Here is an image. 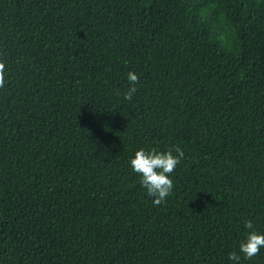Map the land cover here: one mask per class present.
I'll return each mask as SVG.
<instances>
[{
  "label": "trees",
  "instance_id": "1",
  "mask_svg": "<svg viewBox=\"0 0 264 264\" xmlns=\"http://www.w3.org/2000/svg\"><path fill=\"white\" fill-rule=\"evenodd\" d=\"M0 61L1 264H232L264 232V0H0ZM174 146L154 206L129 160Z\"/></svg>",
  "mask_w": 264,
  "mask_h": 264
},
{
  "label": "clouds",
  "instance_id": "2",
  "mask_svg": "<svg viewBox=\"0 0 264 264\" xmlns=\"http://www.w3.org/2000/svg\"><path fill=\"white\" fill-rule=\"evenodd\" d=\"M129 87L123 93L125 100H131L137 92L136 85L139 77L135 72L127 73ZM6 83L5 62L0 61V89ZM184 150L180 146H174L165 151L157 149L139 148L129 160L131 170L138 174L140 185L145 190L146 195L152 198V204L158 206L163 204L171 195L174 184L172 173L184 158ZM247 234L239 242L237 251L228 254V260L232 264H240L241 256L245 260L256 256L261 249H264V232L256 231L251 219L244 221Z\"/></svg>",
  "mask_w": 264,
  "mask_h": 264
},
{
  "label": "water",
  "instance_id": "3",
  "mask_svg": "<svg viewBox=\"0 0 264 264\" xmlns=\"http://www.w3.org/2000/svg\"><path fill=\"white\" fill-rule=\"evenodd\" d=\"M0 264H1V261H0Z\"/></svg>",
  "mask_w": 264,
  "mask_h": 264
}]
</instances>
